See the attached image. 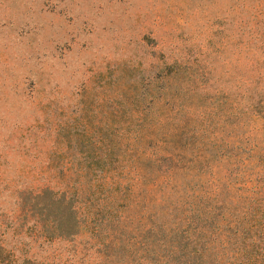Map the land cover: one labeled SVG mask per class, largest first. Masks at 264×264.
I'll use <instances>...</instances> for the list:
<instances>
[{
  "label": "rangeland",
  "instance_id": "374dc122",
  "mask_svg": "<svg viewBox=\"0 0 264 264\" xmlns=\"http://www.w3.org/2000/svg\"><path fill=\"white\" fill-rule=\"evenodd\" d=\"M95 182L112 221L44 224ZM204 219L264 252V0H0V264H182Z\"/></svg>",
  "mask_w": 264,
  "mask_h": 264
},
{
  "label": "trees",
  "instance_id": "16d2710c",
  "mask_svg": "<svg viewBox=\"0 0 264 264\" xmlns=\"http://www.w3.org/2000/svg\"><path fill=\"white\" fill-rule=\"evenodd\" d=\"M116 183V180L111 181L109 185L110 188L113 189V184ZM103 195L102 183L95 182L93 189L87 193V196L82 197L84 199L78 203L74 202V204L72 200L69 217H65L59 213L56 216L44 213L45 217H42V220L44 224H50L57 234L64 231L62 225L66 219L69 220L72 230L80 227L81 223L84 221L93 222V220H95L96 223L105 220L112 221V219L116 217L114 208H116L115 204L118 201L119 195L116 192H114L113 197H103ZM56 202L58 201L56 200L55 203ZM44 205V210H46L48 204L45 203ZM205 221H207V219H204L203 222L200 223L197 246L191 243L188 236L185 237V239H178L179 244H172V247H174L172 252L179 253L176 258L179 259L182 264H264V252H257L256 250L253 253L249 252L248 249L251 245L248 242L246 243L244 237H240L235 243L231 241L232 239L230 237L221 238L232 226L228 227L220 223L217 225L213 236L210 237L213 229V222L209 220L212 225L209 226L204 224ZM143 232L145 235L151 234L155 237L157 230L154 227V223H151L149 228H146ZM235 247L236 251L230 253ZM255 247L261 248L258 244H255ZM26 261L28 264H36L28 259Z\"/></svg>",
  "mask_w": 264,
  "mask_h": 264
}]
</instances>
